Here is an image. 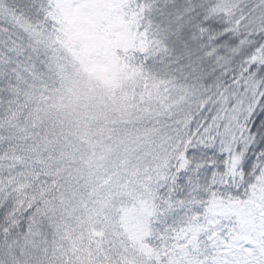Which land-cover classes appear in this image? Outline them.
Returning a JSON list of instances; mask_svg holds the SVG:
<instances>
[{"label": "snow or ice", "instance_id": "6c2138e0", "mask_svg": "<svg viewBox=\"0 0 264 264\" xmlns=\"http://www.w3.org/2000/svg\"><path fill=\"white\" fill-rule=\"evenodd\" d=\"M0 264H264V0H0Z\"/></svg>", "mask_w": 264, "mask_h": 264}]
</instances>
